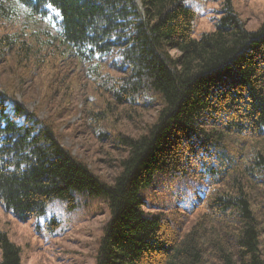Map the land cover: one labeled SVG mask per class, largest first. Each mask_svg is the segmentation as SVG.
Wrapping results in <instances>:
<instances>
[{"label":"trees","instance_id":"trees-1","mask_svg":"<svg viewBox=\"0 0 264 264\" xmlns=\"http://www.w3.org/2000/svg\"><path fill=\"white\" fill-rule=\"evenodd\" d=\"M185 1L0 0V205L28 222L55 199L74 208L76 192L105 197L97 264H264V24L249 30L222 0L197 38ZM21 8L57 35L12 31ZM60 46L88 66V91L53 56ZM79 132L107 172L64 145ZM159 173L205 191L148 216L141 192ZM0 247L2 264H23L6 231Z\"/></svg>","mask_w":264,"mask_h":264},{"label":"rangeland","instance_id":"rangeland-1","mask_svg":"<svg viewBox=\"0 0 264 264\" xmlns=\"http://www.w3.org/2000/svg\"><path fill=\"white\" fill-rule=\"evenodd\" d=\"M185 2L199 12L195 31L197 38L215 29V23L221 17L222 0ZM233 3L240 17L247 22L249 30H258L264 24V0H233ZM19 12L14 20L8 22L12 31L32 30L41 41L57 35L54 20L29 16L24 8ZM63 49V46L56 48L53 56L62 57L63 66L73 71L71 76L75 82H84V91H88V86L92 85L84 76L88 66L80 64L71 56L64 57ZM8 82L7 77H0V85ZM94 87L95 90L101 89L97 85ZM36 96L35 93L34 99ZM35 104L36 102H32V106ZM156 111H149L147 117L152 119ZM79 117L80 115L73 117L70 123L76 124ZM70 136L64 139L65 146H73L75 153L84 154L96 173L107 172L102 157L95 151L94 143L80 132ZM204 191L205 183L200 178L159 173L153 183L142 189L141 193L146 214L153 216L162 212L169 213L176 207L182 209L183 206H191L201 198ZM75 199L74 208H68L61 199H55L44 215L34 217L28 222H20L0 205V230L6 231L10 240L20 247L23 264H97L101 238L104 227L111 218V209L105 197L92 195L88 191L76 192ZM2 262L0 247V264Z\"/></svg>","mask_w":264,"mask_h":264}]
</instances>
